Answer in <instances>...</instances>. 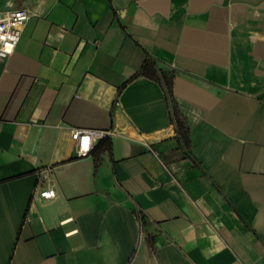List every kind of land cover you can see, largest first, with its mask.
<instances>
[{
    "label": "crops",
    "instance_id": "0c3cea01",
    "mask_svg": "<svg viewBox=\"0 0 264 264\" xmlns=\"http://www.w3.org/2000/svg\"><path fill=\"white\" fill-rule=\"evenodd\" d=\"M19 8L0 264H264V0H0ZM75 129L110 133L82 155Z\"/></svg>",
    "mask_w": 264,
    "mask_h": 264
},
{
    "label": "built area",
    "instance_id": "2783aa9c",
    "mask_svg": "<svg viewBox=\"0 0 264 264\" xmlns=\"http://www.w3.org/2000/svg\"><path fill=\"white\" fill-rule=\"evenodd\" d=\"M31 15L32 12L25 8L0 12V61L13 52L20 39L24 24ZM105 133L110 132L75 129L71 132V136L76 141L78 152L85 155L90 148V138ZM41 194L43 196H51L54 191L53 189H45Z\"/></svg>",
    "mask_w": 264,
    "mask_h": 264
},
{
    "label": "trees",
    "instance_id": "16d2710c",
    "mask_svg": "<svg viewBox=\"0 0 264 264\" xmlns=\"http://www.w3.org/2000/svg\"><path fill=\"white\" fill-rule=\"evenodd\" d=\"M150 68L152 69V76L159 80L162 81L167 93V96L169 97L170 101L172 102V93H171V86H172V76H173V70H163L160 68H157L155 65V62L151 59H146L145 62L142 64V68ZM172 110V115L175 123V128L177 132V136L184 140L185 142H188V127L185 123V120L179 113L178 109L173 105L171 107Z\"/></svg>",
    "mask_w": 264,
    "mask_h": 264
},
{
    "label": "snow or ice",
    "instance_id": "6c2138e0",
    "mask_svg": "<svg viewBox=\"0 0 264 264\" xmlns=\"http://www.w3.org/2000/svg\"><path fill=\"white\" fill-rule=\"evenodd\" d=\"M85 143H86V141H85Z\"/></svg>",
    "mask_w": 264,
    "mask_h": 264
}]
</instances>
